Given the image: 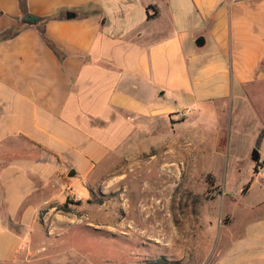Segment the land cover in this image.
Returning a JSON list of instances; mask_svg holds the SVG:
<instances>
[{"label":"crops","instance_id":"crops-1","mask_svg":"<svg viewBox=\"0 0 264 264\" xmlns=\"http://www.w3.org/2000/svg\"><path fill=\"white\" fill-rule=\"evenodd\" d=\"M26 13L47 19L22 25ZM261 81L264 0H0V264L59 263L45 220L67 188L175 127L178 101L189 116L240 108ZM252 181L217 264H264V193L243 201Z\"/></svg>","mask_w":264,"mask_h":264},{"label":"rangeland","instance_id":"rangeland-1","mask_svg":"<svg viewBox=\"0 0 264 264\" xmlns=\"http://www.w3.org/2000/svg\"><path fill=\"white\" fill-rule=\"evenodd\" d=\"M237 102L219 111L199 105L182 120L185 108L178 101L175 127L162 122L154 138H139L90 188L76 176L79 182L54 201L45 220L55 263L151 264L165 257L177 264H217L235 237L232 199H241L252 179L253 191L243 201L264 193V174L256 172V163L264 162V140L253 159L264 127V96L249 92L240 108ZM253 119L243 131L240 121Z\"/></svg>","mask_w":264,"mask_h":264},{"label":"trees","instance_id":"trees-1","mask_svg":"<svg viewBox=\"0 0 264 264\" xmlns=\"http://www.w3.org/2000/svg\"><path fill=\"white\" fill-rule=\"evenodd\" d=\"M71 14H75V13L71 12ZM45 19H47V18L40 17V16L31 14V13H26L21 18V22H22V25H39ZM22 25H19L18 27L13 29V31H19L20 28L22 27ZM52 47L56 50V52H58L60 55H62V52L58 48H56L54 45H52ZM263 139H264V130L258 136V140H257V143H256V148L257 149H259L261 147ZM251 181L247 185H245V187H243V189H242L243 192H245L249 188V186L251 184ZM151 264H177V262H171L165 257H159L156 260H154Z\"/></svg>","mask_w":264,"mask_h":264},{"label":"built area","instance_id":"built-area-1","mask_svg":"<svg viewBox=\"0 0 264 264\" xmlns=\"http://www.w3.org/2000/svg\"><path fill=\"white\" fill-rule=\"evenodd\" d=\"M187 116H188L187 110H184L179 114V117L181 119L186 118ZM256 172H257V174H262V175L264 174V162L263 163H261V162L256 163Z\"/></svg>","mask_w":264,"mask_h":264},{"label":"water","instance_id":"water-1","mask_svg":"<svg viewBox=\"0 0 264 264\" xmlns=\"http://www.w3.org/2000/svg\"><path fill=\"white\" fill-rule=\"evenodd\" d=\"M203 40H204V38H202V37L198 38L197 44H201ZM253 159L256 160V161L259 159V151H258V149H256L254 151V153H253ZM75 173H76V170L75 169H71L70 172L68 173V175L69 176H74Z\"/></svg>","mask_w":264,"mask_h":264}]
</instances>
